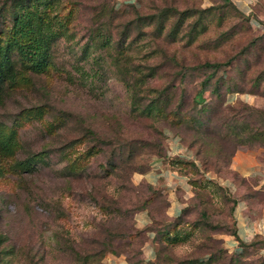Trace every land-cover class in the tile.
Instances as JSON below:
<instances>
[{
  "label": "rangeland",
  "instance_id": "1",
  "mask_svg": "<svg viewBox=\"0 0 264 264\" xmlns=\"http://www.w3.org/2000/svg\"><path fill=\"white\" fill-rule=\"evenodd\" d=\"M133 7L141 14L164 9L162 26L156 17L141 18L138 27L133 24L128 30L123 55L112 46L97 45L90 28L98 18L104 24L110 19L115 38L123 21L134 14ZM54 8L60 16L71 11L49 44L53 67L30 73L31 83L6 86L0 92V123L16 129L12 158L42 151L29 169L0 172V264H129L127 257L134 259L135 254L164 264L203 255L213 248L209 236L226 247L221 237L226 232L203 225L200 211L204 209L211 222L229 223L232 199L243 198L256 213V199L262 196L264 186L255 196L244 195L253 193L257 176L240 183L223 163L238 140L251 147L264 143L250 137L258 127L259 112L242 105L264 111V17H256L257 12L264 16V0L254 1L248 20L221 0H55ZM4 10L0 19L7 22L8 7ZM179 10L186 12L172 29ZM250 41L253 44L244 49ZM202 60L223 61L218 71L224 69L231 77L219 86L217 97L202 93L206 127L191 123L194 115L172 124L154 112L139 111L157 87L177 81L174 72L179 70L186 73L182 106L187 110L200 78L190 65ZM128 66L138 69V110L132 108L125 85ZM228 83L243 90L225 91ZM178 88L169 89L168 107H173ZM33 105L43 106L41 116L22 113ZM49 121L54 123L48 131ZM155 137L164 148L162 155L154 153ZM90 144L98 148L83 157L81 176L68 174L64 165ZM209 149H220L216 159ZM205 151L206 171L168 161L181 154L201 167L198 158ZM10 160L1 157L5 167ZM149 173L157 177L154 183ZM150 194L151 200L144 202ZM169 199L188 208L187 223L177 228L190 233L161 248L144 228L172 217L166 208ZM143 203L146 208L140 209ZM194 221L198 223L192 226ZM134 230L137 233L130 237L111 235ZM227 255H216L209 264H236ZM262 255L261 249L245 246L237 264H264Z\"/></svg>",
  "mask_w": 264,
  "mask_h": 264
},
{
  "label": "trees",
  "instance_id": "2",
  "mask_svg": "<svg viewBox=\"0 0 264 264\" xmlns=\"http://www.w3.org/2000/svg\"><path fill=\"white\" fill-rule=\"evenodd\" d=\"M6 1L7 0H3L2 2H0V15L3 14V11H5L4 8H6L7 6L8 14L10 17L8 19L9 21L7 22H5L3 18L0 19V92L6 86L15 87L26 83H31L29 77L30 73H45L53 67V60L51 58L49 44L51 39L58 35L59 29L63 27L71 11L70 8L65 15L60 16L58 10L54 8L55 0H8V3H6ZM221 1L224 4L231 5L245 20H248L249 13L250 15H253V12L244 13L242 10H240V8H237L235 5H233L230 0ZM113 9L114 5L111 4V8H109L108 10L109 14ZM133 10L134 14L132 15V17L126 18L121 24V27L117 29V35L115 36L116 40L112 37V31L109 26H112L110 19L107 20V24H104L100 21V18H98L99 21L97 20L98 23L95 22L93 28H90V30L92 31L91 38H93L96 41V44L100 47L110 49V47L112 46L117 55H123L122 53L124 52L123 50L125 48V39L127 37L128 30L133 24L138 27L140 25L141 18L156 17L158 27L162 26L160 19L162 18L164 9H159L158 11L144 14H141V12H139L136 7H133ZM185 12L186 10L178 11L177 18L171 23V27H173L172 29L176 28L177 23L182 18ZM109 14L108 16L110 17ZM102 28L104 29V31L101 30ZM252 44V41L248 42L244 46V49L250 47ZM225 61L227 63L229 61V58ZM221 63H223V61L202 60L190 65V69L197 71V73L200 74V78L197 81L198 85L190 93L187 110L184 111V107L182 106V99L184 95L183 82L186 73L183 70H179L174 72L178 74L177 81L167 82L164 85L157 87L153 95L148 98L146 103L139 109V111L143 115H150L152 112H154L160 117L169 118L170 120L168 121L172 124H179L180 121H184L189 116L194 115L192 116L194 120H192L191 123H195L196 125L203 124L206 127L207 122L205 119H202V115L205 109H207V103L202 93L205 91L210 95L217 97L219 95V86H221L225 79H231V77L227 75L226 70L220 69V71H218ZM125 72L128 73V78L125 80V85L128 87L131 93L132 108H136L138 110V69L133 70L128 66V68L125 67ZM241 73L242 72L240 71V74ZM258 80L259 75L255 77L256 83L258 82ZM176 87L179 88L175 95L174 102L172 103L173 107H168L169 89L173 90V88ZM224 88L225 91L234 90L240 92L243 90L242 86L239 87V85H236L231 87L229 83ZM242 105L248 111L252 110L254 112H259L257 113L258 117L256 118L258 127L252 130V132L250 133V137L252 139H256L258 137L264 139V111L259 110L246 102H243ZM43 110L44 108L42 105H33L22 110L25 111L22 113H31L41 116ZM192 111H194V114L191 113ZM53 123L54 122L49 121L45 124V126L48 127V131L52 130V128L50 129V127H53ZM15 135V128L0 123V172L5 171L6 169H9L10 171L29 169L31 165L36 161L35 156L39 154L42 155V151H37L32 153V156H26L19 159L12 158L13 152L18 144V140ZM242 142V140L237 141V143L239 144H241ZM151 143L155 147L154 153H156L157 155H162L163 153H165L161 142L157 140L156 137ZM263 144L264 143L261 142L258 145ZM93 148L97 149L98 146H95V144H90L83 150V152H77L74 157L68 160V162L64 165V168L66 169L68 174L81 176L82 159L87 153L92 151ZM129 149L131 150V146L129 147ZM200 151L201 149H198L196 150V153H200ZM209 151V153H212L211 151H213V153L215 152V154L213 155L216 159V157L218 156L217 153L220 151V149H216L215 151L209 149ZM204 153L205 154L203 155V157L198 158L199 163L202 164L201 167L198 166L193 158H186L181 154H175L174 157H169L168 161H170L171 164L177 163L183 168H185V166H189V168H191L193 171H206L204 164H206L207 162L206 156H208L209 153H207V151H205ZM2 156L11 158L7 167H5L1 162ZM228 160L229 157L225 159L223 165L225 166V171L231 174L233 180L237 179L240 183L248 180V177L243 175L241 176L235 170L229 168ZM139 171L143 172L145 171V169ZM206 179L208 180L209 178L206 177ZM191 181L194 180L192 179ZM147 186L151 189V192H155L152 184L147 183ZM252 189L253 193L244 194L245 197L248 198L250 196H255L254 193L258 192L260 190V187ZM261 193L262 196L256 199L258 208L264 200V192ZM151 198L152 196L150 194L144 199V202L150 201ZM237 199L238 198L232 199L231 204L228 205L229 214H231L232 211V204ZM242 199H239V201ZM145 208L146 205L145 203H143L140 206V209ZM179 208V212L175 214V216H172L167 220H155V222H158V226H147L144 228L146 232L153 233V241H159L162 243L161 248H164L166 245H175L176 243L184 240V238H186L190 233L189 229L179 231L177 228L181 223H187L185 221L184 215L188 208L183 205ZM200 215L202 219L201 223L207 228H211L217 231H224L236 237L235 228L232 222H211L204 209L200 211ZM150 218L152 219L151 215ZM197 223L198 221H194L191 222V225L193 226ZM136 233L137 231L134 230L117 234L112 233L111 235H119L118 237H130L135 235ZM2 239V235L0 234V242L2 241ZM207 239L213 241V244H211L213 248L209 249V251L205 252L203 255L180 258L175 260V262L173 263L166 262L164 264H209L214 256L221 254H228V261L233 260V262L237 264L239 261V255H241L245 246H252L255 249L264 248V238L259 234H253V236H251L248 240L243 241L236 238L239 247L231 249L229 251L227 247L218 245L216 242H214V239L210 236ZM109 249L110 251L115 252L113 247H110ZM155 254H157L156 251ZM83 259L86 260L85 256ZM127 261L129 264H160L157 259L155 261L142 260L139 256H136V254L134 259H130V257H127ZM262 261H264V258Z\"/></svg>",
  "mask_w": 264,
  "mask_h": 264
},
{
  "label": "crops",
  "instance_id": "3",
  "mask_svg": "<svg viewBox=\"0 0 264 264\" xmlns=\"http://www.w3.org/2000/svg\"><path fill=\"white\" fill-rule=\"evenodd\" d=\"M244 13L254 11L252 5L255 0H231ZM256 17L263 18L260 13H256ZM229 168L235 170L239 175L246 177L257 176L253 182V188L264 186V145L251 147L245 143L238 144L228 160ZM148 178L151 183H154L157 177L149 173ZM264 192V187H262ZM180 205L177 200L169 199L167 211L171 216H175L179 212ZM232 223L235 228L236 237L229 233H222L221 237L226 247L234 249L239 247L236 241L248 240L253 234H259L264 238V200L255 213L247 204L241 200L236 201L232 206ZM264 257V248L261 249Z\"/></svg>",
  "mask_w": 264,
  "mask_h": 264
}]
</instances>
